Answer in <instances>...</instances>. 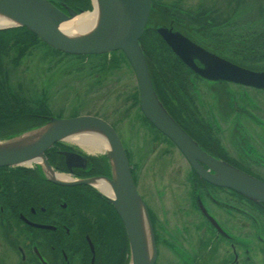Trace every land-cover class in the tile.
Wrapping results in <instances>:
<instances>
[{
	"label": "flooded vegetation",
	"instance_id": "flooded-vegetation-1",
	"mask_svg": "<svg viewBox=\"0 0 264 264\" xmlns=\"http://www.w3.org/2000/svg\"><path fill=\"white\" fill-rule=\"evenodd\" d=\"M246 2L247 0H240L239 3L238 0L196 2L151 0L147 26L140 36L143 34L146 36L143 43H148V46L158 44L165 47V50L177 59L178 66L186 68L190 103L201 118L196 117L198 125L195 124L194 115L177 120L172 118L184 131L189 130L195 141L196 136L203 140L204 143L201 141L203 145L212 146L210 143L217 141L220 147L212 146L211 152L218 159L264 181V138L261 140L258 137L257 139L251 137L253 140L245 142L248 134H244L246 129L242 123V116L245 114L250 119L253 118L251 121L262 127L264 132V111L257 112L260 108H257L256 99L253 98L252 102L247 98L250 96L248 93L253 95L264 93V87L200 76L177 56L158 32L163 29L165 32L179 34L232 64L264 72V29L247 28L242 31L240 29L242 23L237 17L238 9L245 6ZM79 3L75 1L72 4ZM261 16L264 17V14ZM160 51L158 49L159 53ZM105 54L107 55V53L83 55L82 64L86 62L84 66L87 65V68L95 67L91 58L101 59L106 56ZM73 57L80 62V57ZM193 59L197 66L206 67L197 57ZM100 62L105 66L110 64V60L101 59ZM166 79L164 78L162 85L168 88L170 96L173 94L171 99L185 107L187 98L182 96L183 89L178 85L176 90L173 89L167 84L169 81ZM195 81H201L209 86L218 98L220 108L236 112L233 124L234 128H237L236 135L242 139V143L238 144V149H241L238 157L231 154L220 140L218 132L221 130L219 129L221 121L217 122L214 118L208 120L199 107ZM12 83L10 85H13ZM230 86L237 89L230 93ZM234 95H237L238 100ZM28 101V105L36 104L35 101L30 102L29 98ZM90 114L98 116L97 113ZM16 121L3 129L0 125V132L15 133L19 129L15 128ZM110 124L115 128L113 123ZM68 142L62 140L55 142L45 152L46 159L59 174L69 179L100 178L104 182H106L104 176L111 177L112 172L105 153L89 154L80 150V147L77 148L76 143ZM62 151H72L81 155L85 159V164L80 167L71 166L70 170ZM128 154L125 149L136 186L137 177L134 175V166ZM188 164L191 176L189 190L191 212L200 217V221L193 220L192 224L195 231H200L201 235L204 233L206 237L207 259L199 255L201 258L199 260L194 254L192 258L195 262L181 260L179 264H264V202L253 200L235 190L211 184L195 173L190 163ZM94 186V184L68 186L50 182L45 178L43 170L35 165L0 167V264L117 263L123 253L122 235L119 225L116 229L111 227L113 223L111 218L115 215L112 211H115L119 219L120 217L108 198L105 197V201L99 198L97 187ZM103 195L105 196L104 193ZM210 204L215 205L222 217L214 213L215 210ZM150 218L153 224V214ZM189 224L191 225L188 221L187 227ZM187 227L186 231L189 232L190 229ZM157 235L158 231L155 228L156 241ZM200 245L199 243L198 246ZM175 247L179 248L178 252L182 249L179 243L172 244V248ZM217 249L222 251L218 254L219 259L215 256Z\"/></svg>",
	"mask_w": 264,
	"mask_h": 264
},
{
	"label": "water",
	"instance_id": "water-1",
	"mask_svg": "<svg viewBox=\"0 0 264 264\" xmlns=\"http://www.w3.org/2000/svg\"><path fill=\"white\" fill-rule=\"evenodd\" d=\"M99 7L98 20L95 26L80 35L70 36L60 29L65 21L79 15L78 11L65 4L60 6L51 0H0V14L14 21L10 26H1V29L15 26H25L34 32L41 41L52 48L73 55H88L109 53L122 50L134 70L139 90L140 111L155 129L162 132L184 155L192 169L209 183L226 187L248 196L253 200L264 202V181L252 177L245 171L237 169L224 160H220L205 151L169 114L158 99L150 78L149 68L143 48L140 46V35L146 28L150 16L151 0H96ZM93 6V4H92ZM95 7L93 6V11ZM83 13V12H82ZM166 43L175 51L181 60L190 66L200 76L212 80H230L246 85L264 87V72H256L232 64L228 60L211 54L198 44L179 34L158 31ZM193 57H197L206 67L195 64ZM45 131L37 140L27 143H11L0 146V167L26 166L31 161L43 170L45 178L59 185L92 184V179H55L48 176L52 169L46 159L45 152L55 142L66 139L73 131L93 129L104 134L109 145L105 152L108 166L111 168V177L104 176L112 190V197L108 198L113 208L123 222L128 241L129 264H155L157 257L156 239L142 197L135 186L131 175L125 149L114 127L102 117L95 115H80L69 118H48L43 126ZM28 130L27 132L32 131ZM35 130V129H34ZM9 135L1 138L2 141H15L17 137ZM21 133V132H20ZM16 136V138H13ZM4 139V140H3ZM81 147V146H80ZM67 168L82 166L85 159L75 152L62 151ZM41 161L35 159L39 158ZM26 166V167H29ZM59 174V173H57ZM95 187V186H94ZM96 188V187H95ZM147 221L150 250L146 240L145 229L142 226L141 211Z\"/></svg>",
	"mask_w": 264,
	"mask_h": 264
},
{
	"label": "rangeland",
	"instance_id": "rangeland-1",
	"mask_svg": "<svg viewBox=\"0 0 264 264\" xmlns=\"http://www.w3.org/2000/svg\"><path fill=\"white\" fill-rule=\"evenodd\" d=\"M70 1L72 2V0ZM73 1H78L79 4H85L86 1L91 6L90 8L76 9L79 14L93 12L92 0ZM188 2H196V0H188ZM60 3L62 4V1ZM238 10L237 17L242 23L241 31L247 30V28L264 29V17L261 16L264 14V0H247L246 5ZM46 44V42L39 43L38 46L29 50L30 53L23 56L20 65H16L17 67L13 68V71H8V78L10 82H13V88L17 89L22 86L19 90L26 92L30 102L45 100L48 105L50 104L48 115L41 114L44 112L42 109L38 112L39 116L37 117L27 116L16 121L15 128L19 129L16 130L15 135L22 134L19 132L22 129L23 132L38 129L45 123L40 120L45 118H69L90 113H97L99 117H104L109 123L114 124L120 135L121 142L129 153L134 166L137 191L147 207L149 218L153 214L152 229L157 228L158 231V240L156 241L158 255L155 264H179L181 260L195 262V259L192 258L194 254L199 260L201 259L199 255H203V258L207 259L206 237L204 233L201 235L200 231H195L192 224L193 220L200 221V217L191 212L190 166L175 145L168 142L164 136L143 120L139 106L135 103L131 106L133 101L130 96L133 91L138 90L137 79L132 67L123 61L116 63V66L106 67L112 63L105 66L100 62L101 59L109 61L112 60L109 59L112 56L119 58L116 52H109L101 59L91 58L95 67L87 68V65L84 66L87 64L86 62L82 64L81 57V64L71 54L59 57V54L50 51ZM17 81L18 83H16ZM194 85L197 87V103L205 113V117L208 120L214 118L217 122L221 121L219 128L221 130L218 132L220 140L231 154L238 157L239 150H241L238 149V144L242 143V139L236 135L237 128H234L233 124L236 112L220 108L218 98L206 83L195 81ZM229 89L230 93H233L237 88L230 86ZM42 94H45L46 97ZM248 95L250 96L247 98L252 102L253 98L256 99L257 108H260L257 109V112L264 111L262 108L264 93L255 94L256 96L253 93H248ZM234 96L236 99L237 95ZM260 105L262 106L260 107ZM222 110L224 112H221ZM244 116L245 114L242 116L243 128L247 130L244 134H248V139H244L245 142L251 141L253 138L257 139V137L262 140L264 138L263 128L251 121L253 118ZM38 121H40L39 125H37ZM30 124L37 126L27 128L26 126ZM9 133L10 131L0 137L6 139L11 135ZM1 138L0 141H2ZM62 141L68 142L65 139ZM76 147L80 146L76 145ZM79 149L91 154L82 147ZM105 152L103 151L102 154ZM52 169L54 168L52 167ZM54 170L59 173L56 169ZM96 191L101 200L105 198L97 189ZM210 206L214 208L216 215L222 217L214 204H210ZM150 220L152 223V218ZM188 221L191 223L190 227H187ZM186 227L188 230L190 229L189 232L186 231ZM177 243L182 248L179 252L177 251L179 248H172V244L177 245ZM199 243L200 246H198ZM221 252V249H217L215 254L217 259Z\"/></svg>",
	"mask_w": 264,
	"mask_h": 264
},
{
	"label": "trees",
	"instance_id": "trees-1",
	"mask_svg": "<svg viewBox=\"0 0 264 264\" xmlns=\"http://www.w3.org/2000/svg\"><path fill=\"white\" fill-rule=\"evenodd\" d=\"M51 1L58 4L59 6L61 5L60 2L62 1V4L68 5V7H71L74 10L76 9L80 10V9L91 7L86 1H85V4H78V5L72 4L75 1H72L71 3L70 0H61V1L51 0ZM239 2L240 0H238V3ZM145 38L146 36H144L143 34L139 43H140V46L143 48L144 57H146L147 65H149L148 68L150 72V78H152L153 88L156 91L158 99L161 101L164 108L168 110L169 114L172 115V117L175 120L181 119V118L183 119L187 116L194 115L195 124L198 125L196 117L198 118L199 114L197 110L191 106V103H190L191 102L189 98L190 88L188 87V79H187L188 77H187L186 68L184 66L182 68L178 66L177 59L171 56V54L168 53L167 50H165V47L160 46L158 44L157 46L155 45L151 47V46H148V43H143V41H145ZM39 43H45V42L41 41L34 32L30 31L25 26H22V27L15 26V27L4 28L0 30V125H1V129L5 128L7 125L15 122L16 120H21V118H26L27 116L37 117L39 116L38 112L41 111L42 109H44V112L41 114L48 115L49 114L48 112H50L49 111L50 106L48 105V103L45 102V100H40V101L36 100L35 105H28L27 102L29 101H28L26 92L23 90H19L22 88V86L19 85L20 86L19 89L17 88L16 90L15 87L13 88V85H10L12 82H10L8 78V71L9 72L11 70L13 71V68L19 66L20 61L23 58V56L30 53L29 50H31L35 46H38ZM48 47L50 51L57 52L59 54V57L61 55L69 54V53H64L62 51H59L56 48L54 49L49 45ZM158 49L161 50L160 53L158 52ZM115 52L118 54L117 57L119 58L117 59L115 58V56H112V58H110L112 59L110 60V63H112L113 66H116L117 65L116 63L121 62V61H123L124 63L130 66L129 61L125 57V54L123 53L122 50L113 51L112 53H115ZM71 56L82 57L83 55H71ZM164 78L168 79L169 82L167 84L171 86L173 89L176 90L177 85L183 89L182 96L184 98H187V101L184 104L185 107L179 105L176 100L171 99L173 98V94L170 96L169 95L170 91L168 90V88H166L165 85L164 86L162 85ZM42 95L46 97L45 94H42ZM130 98H131V101H133L131 106H133L134 103L135 105L139 106L138 90L133 91ZM143 120L148 122L145 116H143ZM40 121L47 122L48 118H45L44 120H40ZM40 121H38L37 125H39ZM148 123L151 125V127L155 131L159 132L157 129H155V127L150 122ZM37 125L30 124V125H27L26 127L30 128V127L37 126ZM19 132H23V129ZM187 132L190 135L191 132L189 130ZM159 133L162 136H164L162 132H159ZM9 134L14 135L15 133L11 132ZM0 135L4 136V133L0 132ZM166 139L170 141L168 137ZM196 141L198 143L199 142L201 143V141L203 142V140H201L197 136H196ZM210 144H212V146H215V147H220L217 141H213ZM200 145L209 154L211 153L212 155L215 156V154L211 152V148H212L211 145L210 146L205 145V144L203 145L202 143ZM102 200L105 201L106 199L103 198ZM112 212L115 215L112 216L111 218V220L113 221L111 227L113 229H116L118 225L120 227L121 235H122L121 237L122 251L121 252H123L120 260L117 261V263L115 264H129V251H128V241L126 238V231L124 230L121 219L118 218L114 210Z\"/></svg>",
	"mask_w": 264,
	"mask_h": 264
},
{
	"label": "bare ground",
	"instance_id": "bare-ground-1",
	"mask_svg": "<svg viewBox=\"0 0 264 264\" xmlns=\"http://www.w3.org/2000/svg\"><path fill=\"white\" fill-rule=\"evenodd\" d=\"M92 4L95 7L93 12H86L79 14L75 16L73 19H70L68 21H65L60 25V29L67 33L70 36H76L80 35L82 33L87 32V30L91 29L93 26L96 25L98 20V12L99 7L97 6V1L92 0ZM11 24H14V21L4 17L0 14V27L1 26H10ZM45 131V128L35 129L30 132H27L23 136L17 137L15 141H0V146H6V144H15V143H21V144H27L30 142H33L38 139V137ZM66 141H71L76 143L77 145H80L83 147L86 151L92 152V153H101L103 151H107L109 149L108 142L106 140V137L104 134H101L99 131L93 130V129H80L78 131H73L69 135H67ZM38 162L41 161L40 157L35 159ZM31 161L28 160V162H25V164H30ZM48 176L55 179H66L64 175H60L57 173H53L51 170H48ZM92 184H94L98 189L102 191L105 195L108 197H112V190L109 187V184L101 181L100 178H94L92 179ZM141 218H142V226L143 229H145L146 234V240L148 243V250H150V244H149V232L147 229V221L144 216V211H141Z\"/></svg>",
	"mask_w": 264,
	"mask_h": 264
}]
</instances>
